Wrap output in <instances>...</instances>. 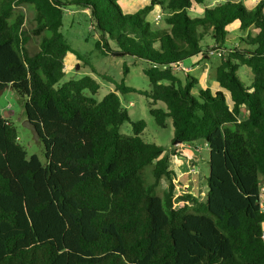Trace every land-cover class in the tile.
<instances>
[{
	"label": "trees",
	"instance_id": "trees-1",
	"mask_svg": "<svg viewBox=\"0 0 264 264\" xmlns=\"http://www.w3.org/2000/svg\"><path fill=\"white\" fill-rule=\"evenodd\" d=\"M117 1L0 0V92L11 87L24 101L46 158L29 157L0 113V264H264V0L251 10L234 0L205 9L206 0H150L134 14ZM21 4L34 8V35H43L35 54ZM157 6L165 27L148 19ZM69 7L89 12L102 55L148 63L145 94L159 127L172 119L173 149L205 142V201L187 192L176 202L177 153L145 142V121L132 122L131 136L121 132L131 118L118 92L134 89L122 81L98 101L91 76L63 82L67 55L82 58L62 32ZM235 24L255 33L228 48ZM207 37L222 54L216 91L174 71L204 57Z\"/></svg>",
	"mask_w": 264,
	"mask_h": 264
},
{
	"label": "rangeland",
	"instance_id": "rangeland-1",
	"mask_svg": "<svg viewBox=\"0 0 264 264\" xmlns=\"http://www.w3.org/2000/svg\"><path fill=\"white\" fill-rule=\"evenodd\" d=\"M234 1L242 2L247 9L251 10L263 0ZM117 2L123 9H125L127 4L130 3V0H128L126 4L122 0H118ZM224 2L225 0H206L204 4L200 5V8H211ZM18 11L24 13L26 16L24 29L31 36L30 42L28 43V50L30 54H35L39 50V45L43 38V35H34V31L37 28L35 22V10L30 4H21L18 6ZM160 13L162 14V17L159 24L161 27H165L166 12L161 8ZM190 15L196 17L200 15V12H190ZM88 17V11H82L71 7L66 8L65 10V21L62 32L68 44L73 50L81 55L82 58L80 60L73 53L67 55L65 59L66 75L63 82L91 76L100 84V90L96 94V98L98 101H101L109 93L115 92L116 86L124 81L126 86L134 90L126 94L118 92L122 104L128 110L131 118V122L128 121L122 126L121 132L124 135H133L132 122L143 120L146 122L147 126L141 135L142 139L147 143L162 146L166 149V153H171L174 150L171 146V141L174 136L173 121L172 119H168L166 128L159 127L150 111L151 100L145 94L151 91L150 81L145 74V70L149 67L148 63L144 60L132 57L115 58L102 55L95 48V41L98 38V35L94 33V27L89 22ZM148 19L151 20L150 17ZM151 21L156 24L155 20ZM248 32L255 33V30L251 28L248 31H241L239 25L235 24L230 28L226 46L230 48L233 44H238L240 37L246 36ZM212 44L213 40L211 37L205 38L202 41V46H207L205 47L204 57L199 55L185 60L184 63L191 69L190 72L179 71L176 69H174V71L182 80L188 75H191L199 79L203 86H208L216 91L219 88L215 78L216 68L221 64L222 59L219 54H214L212 52ZM239 75L246 86L251 85L253 74L248 67H242L239 71ZM197 92L198 89H195L194 93ZM156 107L165 108V104L158 102ZM0 113L4 117H7L17 127L20 143L26 149L28 156L31 157L36 155L43 163H46L43 145L38 143L34 139L32 132L23 126L24 120L26 119L24 101L11 87L6 88L0 95ZM179 148L188 151V148H190L196 155L198 163L195 165L190 164L189 156L182 158L179 157L178 154L172 157V161L175 162V159L178 160L179 158L180 161H183L181 165L188 166L189 171L186 170L187 173L195 175L198 180V189L195 195L199 200L205 201L208 192L206 178L210 171L209 149L202 140L196 142L195 145H185L183 147L180 146ZM153 168L154 165H150L146 168V180L148 183H154L155 181L152 174ZM181 176L183 177V174ZM180 177L177 176L178 179L175 180L178 194L175 198L176 202L179 199V194L182 193L183 195L187 193V182H182ZM168 183L169 182L166 179L161 182L157 189L158 195L163 196L168 188ZM262 203V205H264V192Z\"/></svg>",
	"mask_w": 264,
	"mask_h": 264
},
{
	"label": "crops",
	"instance_id": "crops-1",
	"mask_svg": "<svg viewBox=\"0 0 264 264\" xmlns=\"http://www.w3.org/2000/svg\"><path fill=\"white\" fill-rule=\"evenodd\" d=\"M122 1H124L125 4L128 2V0H126V1L122 0ZM149 4H150V0H130V3L127 4L126 8L125 9L122 8V9L125 13L134 14ZM160 9H161L160 6L155 7L153 12L149 16L151 18V20H155L157 16L162 17V14L160 13ZM7 113H10V112H7ZM5 118H7V117H5ZM195 144H192V145H195ZM183 146H185V144L182 145V147ZM179 147L174 149V150H176L179 157H182V158L185 157L186 158L187 156H189L190 164L195 165L196 163H198L197 159H196V155L192 149L188 148L189 149V151H188V150H184L183 148H179ZM175 160H176L175 162L171 161V166H172V168L175 169L178 177H180L183 174V177L181 176L182 178L180 177V180L182 179V182H187V185H186L187 191L186 192H191V193L195 194L197 192V189H198L197 188L198 180L196 179V176L193 174L187 173V171H189V169H188V166L181 165L183 163V161H180L179 158H178V160L177 159H175ZM263 192H264V188L262 189V200H263ZM262 206L264 208V205H262Z\"/></svg>",
	"mask_w": 264,
	"mask_h": 264
},
{
	"label": "water",
	"instance_id": "water-1",
	"mask_svg": "<svg viewBox=\"0 0 264 264\" xmlns=\"http://www.w3.org/2000/svg\"><path fill=\"white\" fill-rule=\"evenodd\" d=\"M3 92H4V90L0 92V95H1ZM23 126H24L25 128H27V129H29V130L32 132V134H33V136H34V139H35L38 143H41V141H40V139H41L40 133H39L37 127L31 122V120H30L29 118H26V119L24 120Z\"/></svg>",
	"mask_w": 264,
	"mask_h": 264
},
{
	"label": "built area",
	"instance_id": "built-area-1",
	"mask_svg": "<svg viewBox=\"0 0 264 264\" xmlns=\"http://www.w3.org/2000/svg\"><path fill=\"white\" fill-rule=\"evenodd\" d=\"M160 19H161V16H157V17H156V19H155L156 24H159ZM219 55L222 56L221 53H219ZM174 69L179 70V71H184V72H190V70H191L187 65H185L184 62H180V63H178V64L174 67ZM18 140H20V138H18ZM179 146H182V145H179ZM179 146H178V147H179Z\"/></svg>",
	"mask_w": 264,
	"mask_h": 264
}]
</instances>
